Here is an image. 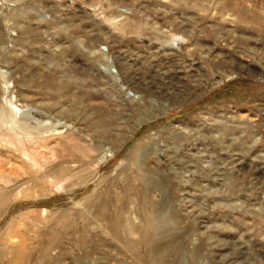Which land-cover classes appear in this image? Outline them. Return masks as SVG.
<instances>
[{"label":"rangeland","instance_id":"1","mask_svg":"<svg viewBox=\"0 0 264 264\" xmlns=\"http://www.w3.org/2000/svg\"><path fill=\"white\" fill-rule=\"evenodd\" d=\"M3 198L0 264H264V0H0Z\"/></svg>","mask_w":264,"mask_h":264},{"label":"bare ground","instance_id":"2","mask_svg":"<svg viewBox=\"0 0 264 264\" xmlns=\"http://www.w3.org/2000/svg\"><path fill=\"white\" fill-rule=\"evenodd\" d=\"M32 118V120H33V122L36 124V125H47L48 124V122H43V121H40V120H38V119H35L34 117H31ZM103 158V157H102ZM102 158H101V160H102ZM100 160V161H101ZM2 192V191H1ZM3 193V192H2ZM5 199L3 198L2 200L0 199V209L2 208V206L5 204ZM4 208V207H3ZM2 208V209H3ZM19 255V254H18Z\"/></svg>","mask_w":264,"mask_h":264}]
</instances>
